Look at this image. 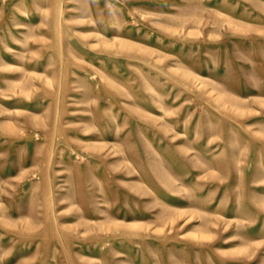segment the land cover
Masks as SVG:
<instances>
[{
  "label": "rangeland",
  "instance_id": "1",
  "mask_svg": "<svg viewBox=\"0 0 264 264\" xmlns=\"http://www.w3.org/2000/svg\"><path fill=\"white\" fill-rule=\"evenodd\" d=\"M0 264H264V0H0Z\"/></svg>",
  "mask_w": 264,
  "mask_h": 264
}]
</instances>
